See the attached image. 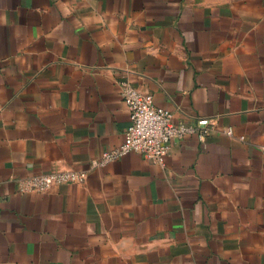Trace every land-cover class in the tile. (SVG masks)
<instances>
[{
    "label": "crops",
    "instance_id": "crops-1",
    "mask_svg": "<svg viewBox=\"0 0 264 264\" xmlns=\"http://www.w3.org/2000/svg\"><path fill=\"white\" fill-rule=\"evenodd\" d=\"M125 84L207 134L93 167ZM263 148L264 0H0V264H264Z\"/></svg>",
    "mask_w": 264,
    "mask_h": 264
},
{
    "label": "built area",
    "instance_id": "built-area-1",
    "mask_svg": "<svg viewBox=\"0 0 264 264\" xmlns=\"http://www.w3.org/2000/svg\"><path fill=\"white\" fill-rule=\"evenodd\" d=\"M122 96L130 115L124 142L103 152L100 158L92 160L93 167H103L129 152L141 153L164 165L173 140L182 139L191 133H197L200 138L207 134V129L197 130L191 125L177 123L170 109L156 105L151 93L142 92L131 84L123 86ZM225 133L235 136L232 129H227ZM244 138L240 137L242 140ZM84 177V173L73 169L31 175L24 180L20 189L47 192L58 184L80 182Z\"/></svg>",
    "mask_w": 264,
    "mask_h": 264
}]
</instances>
